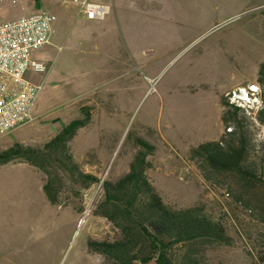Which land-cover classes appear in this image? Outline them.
<instances>
[{
  "label": "rangeland",
  "instance_id": "obj_1",
  "mask_svg": "<svg viewBox=\"0 0 264 264\" xmlns=\"http://www.w3.org/2000/svg\"><path fill=\"white\" fill-rule=\"evenodd\" d=\"M83 1L0 0V24L56 16L51 43L31 55L49 70L27 74L42 85L35 120L0 136V151L41 147L87 107L91 122L70 151L101 180L83 190L65 176L52 205L42 173L19 161L0 166V264H103L88 242L114 241L119 232L95 214L101 183L128 172L136 137L156 146L147 174L169 206L205 205L222 219L230 245L203 246L201 255L210 263L262 264L264 192L238 201L237 179L205 180L189 151L225 132L227 92L258 85L264 0H88L110 8L101 20L83 17ZM250 130L255 154L264 155V125L252 120Z\"/></svg>",
  "mask_w": 264,
  "mask_h": 264
},
{
  "label": "trees",
  "instance_id": "obj_2",
  "mask_svg": "<svg viewBox=\"0 0 264 264\" xmlns=\"http://www.w3.org/2000/svg\"><path fill=\"white\" fill-rule=\"evenodd\" d=\"M257 83L263 107L256 120L264 125V63L259 66ZM220 105L225 132L216 141L190 149L189 159L207 181L219 176L237 179L240 190L236 199L247 204L244 196L253 200L256 190L264 192V155L255 154L252 120L228 96L221 98ZM80 111V118L65 125L41 147L15 143L0 151V166L19 161L43 174V191L52 205L60 203L65 176L83 190L101 182L97 176L83 172L70 151L78 130L92 119L91 109L82 107ZM134 142L137 151L128 172L114 182L101 183L103 195L95 210L118 230L119 237L114 241L90 240L88 248L103 257V264H223L210 263L200 253L203 246L230 245L222 219L208 213L205 205L182 209L169 206L147 174L156 146L140 137ZM260 261L264 264V257Z\"/></svg>",
  "mask_w": 264,
  "mask_h": 264
},
{
  "label": "built area",
  "instance_id": "obj_3",
  "mask_svg": "<svg viewBox=\"0 0 264 264\" xmlns=\"http://www.w3.org/2000/svg\"><path fill=\"white\" fill-rule=\"evenodd\" d=\"M109 12L110 8L105 5L88 0L80 3V13L87 20L104 19ZM55 21L56 16L51 13H36L0 24V136L11 134L35 120L34 108L42 85L28 79L27 74L48 72L49 66L32 59L31 55L51 43ZM227 96L247 117L257 121V114L263 107L258 85L239 87Z\"/></svg>",
  "mask_w": 264,
  "mask_h": 264
},
{
  "label": "crops",
  "instance_id": "obj_4",
  "mask_svg": "<svg viewBox=\"0 0 264 264\" xmlns=\"http://www.w3.org/2000/svg\"><path fill=\"white\" fill-rule=\"evenodd\" d=\"M241 87H242V86H241ZM226 94H228V92H227Z\"/></svg>",
  "mask_w": 264,
  "mask_h": 264
}]
</instances>
